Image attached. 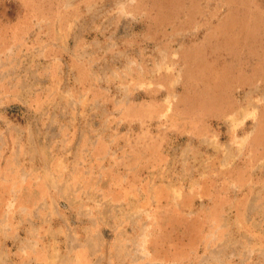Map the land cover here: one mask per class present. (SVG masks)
I'll use <instances>...</instances> for the list:
<instances>
[{
	"label": "rangeland",
	"instance_id": "rangeland-1",
	"mask_svg": "<svg viewBox=\"0 0 264 264\" xmlns=\"http://www.w3.org/2000/svg\"><path fill=\"white\" fill-rule=\"evenodd\" d=\"M0 264H264V0H0Z\"/></svg>",
	"mask_w": 264,
	"mask_h": 264
}]
</instances>
